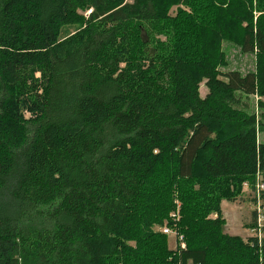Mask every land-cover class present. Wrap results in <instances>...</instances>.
Wrapping results in <instances>:
<instances>
[{
	"label": "trees",
	"instance_id": "obj_1",
	"mask_svg": "<svg viewBox=\"0 0 264 264\" xmlns=\"http://www.w3.org/2000/svg\"><path fill=\"white\" fill-rule=\"evenodd\" d=\"M249 98L264 0H0V264H264L221 212L264 180Z\"/></svg>",
	"mask_w": 264,
	"mask_h": 264
},
{
	"label": "rangeland",
	"instance_id": "obj_2",
	"mask_svg": "<svg viewBox=\"0 0 264 264\" xmlns=\"http://www.w3.org/2000/svg\"><path fill=\"white\" fill-rule=\"evenodd\" d=\"M89 11V10H88ZM84 13L86 16L87 12ZM174 14V10L171 11ZM75 31L72 27L64 28L62 36H70ZM226 53L227 67L221 70H237L241 74L247 73L253 69L254 57L252 54H241L235 46L231 44H223ZM199 93L201 96L205 94V88L203 84L200 85ZM247 110L249 113H254L256 116L260 115L261 112L264 114V110H260L256 106V99L249 98L246 101ZM257 142L264 144V132L257 134ZM254 204L252 203V195L249 191L245 190L242 186L241 194L236 197L235 201L221 202L222 217L225 220L224 233L230 236H240L243 239L251 237L248 226L252 223L251 214L253 212ZM211 217H214L211 215ZM168 247L170 249L175 248L174 233L171 232L167 236Z\"/></svg>",
	"mask_w": 264,
	"mask_h": 264
},
{
	"label": "built area",
	"instance_id": "obj_3",
	"mask_svg": "<svg viewBox=\"0 0 264 264\" xmlns=\"http://www.w3.org/2000/svg\"><path fill=\"white\" fill-rule=\"evenodd\" d=\"M89 13L90 11L87 12L86 16H88ZM242 186L245 190L250 192L252 195V203L254 204L253 213L255 216V225L249 232L252 237L256 238L258 244H260L263 238L262 228H264V200L262 199V194L264 193V180L257 174L253 187L248 183H243ZM161 232L165 235L171 234L167 228H163ZM181 240V237H179L178 241L182 247Z\"/></svg>",
	"mask_w": 264,
	"mask_h": 264
},
{
	"label": "crops",
	"instance_id": "obj_4",
	"mask_svg": "<svg viewBox=\"0 0 264 264\" xmlns=\"http://www.w3.org/2000/svg\"><path fill=\"white\" fill-rule=\"evenodd\" d=\"M238 237H240V236H238ZM242 238V237H241ZM243 239V238H242ZM243 240H245V239H243Z\"/></svg>",
	"mask_w": 264,
	"mask_h": 264
}]
</instances>
